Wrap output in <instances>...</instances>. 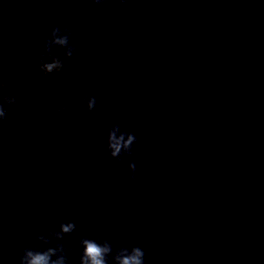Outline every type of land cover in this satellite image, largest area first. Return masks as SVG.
<instances>
[{
    "label": "clouds",
    "instance_id": "obj_1",
    "mask_svg": "<svg viewBox=\"0 0 264 264\" xmlns=\"http://www.w3.org/2000/svg\"><path fill=\"white\" fill-rule=\"evenodd\" d=\"M92 2L99 6L104 3V0H92ZM123 2L124 0H121V3ZM50 36V39H45L44 41V50L36 53L40 70L45 75L61 73L64 70V61L60 56L53 53L52 49L54 47L63 48L64 52L62 55L66 58H72L76 49V42L70 43L72 36L70 28L53 27ZM49 57H51V62H48ZM6 89H8V82L5 78L0 77V122L8 118V111L5 105L14 106L18 103L15 95L11 92L6 93ZM84 101L87 110L93 111L96 106V97L86 95ZM67 110V104L61 105L50 112L49 117ZM215 126H219V121L215 123ZM107 137V149L111 157L119 160L121 155L132 154V145L137 139L133 133L121 132L118 123H114L108 130ZM128 169L131 173L129 179L135 181V163H130ZM75 228L76 225L72 221L61 222L59 231L49 232L47 236H37V240L44 244H49L53 239L57 241L63 240L65 234H71ZM80 245L83 251L80 255L79 264H144L145 253L138 246H134L131 249L126 246L120 247L114 251L113 244L108 240L99 241L89 238L87 235L82 236ZM147 245L151 247L152 242L148 241ZM109 256H111V260H109ZM20 264H69V260L63 244H57L55 247H48L44 251L26 247L20 257Z\"/></svg>",
    "mask_w": 264,
    "mask_h": 264
}]
</instances>
